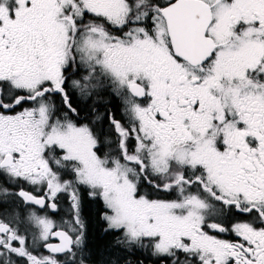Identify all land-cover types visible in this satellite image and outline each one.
<instances>
[{
    "label": "snow or ice",
    "instance_id": "1",
    "mask_svg": "<svg viewBox=\"0 0 264 264\" xmlns=\"http://www.w3.org/2000/svg\"><path fill=\"white\" fill-rule=\"evenodd\" d=\"M0 264H264V0H0Z\"/></svg>",
    "mask_w": 264,
    "mask_h": 264
},
{
    "label": "trees",
    "instance_id": "2",
    "mask_svg": "<svg viewBox=\"0 0 264 264\" xmlns=\"http://www.w3.org/2000/svg\"><path fill=\"white\" fill-rule=\"evenodd\" d=\"M96 210H97V205H95V204H89L88 205L87 215H89L90 218H91V222H90V225H89V235H90L89 241H90V243H93V242L97 241L98 244H97L96 247H98V245L100 243L99 240H105V239H104V237L101 238V237L98 236V235H101L103 232H102V227H101L102 222L99 221L98 217L96 216Z\"/></svg>",
    "mask_w": 264,
    "mask_h": 264
},
{
    "label": "flooded vegetation",
    "instance_id": "3",
    "mask_svg": "<svg viewBox=\"0 0 264 264\" xmlns=\"http://www.w3.org/2000/svg\"><path fill=\"white\" fill-rule=\"evenodd\" d=\"M99 237H101V238H103L104 237V239L105 240H99L100 241V243H99V245H98V247L99 246H101V245H103L105 242H106V240L108 239V237H106V236H104V234L102 233L101 235H98ZM89 237H90V235H89ZM94 239V238H93ZM91 240V239H90ZM95 240V239H94ZM102 241V242H101ZM94 248H96V246H97V244H98V242L96 241V242H93V243H90Z\"/></svg>",
    "mask_w": 264,
    "mask_h": 264
}]
</instances>
